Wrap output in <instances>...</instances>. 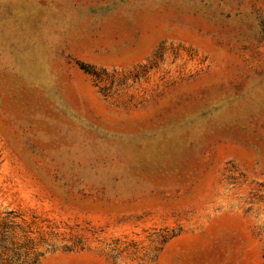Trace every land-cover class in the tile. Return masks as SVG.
Listing matches in <instances>:
<instances>
[{
  "label": "rangeland",
  "instance_id": "374dc122",
  "mask_svg": "<svg viewBox=\"0 0 264 264\" xmlns=\"http://www.w3.org/2000/svg\"><path fill=\"white\" fill-rule=\"evenodd\" d=\"M0 264H264V0H0Z\"/></svg>",
  "mask_w": 264,
  "mask_h": 264
}]
</instances>
